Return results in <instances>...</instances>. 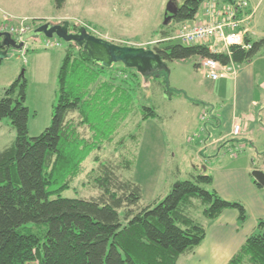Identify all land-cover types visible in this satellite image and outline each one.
Returning a JSON list of instances; mask_svg holds the SVG:
<instances>
[{"label":"trees","instance_id":"1","mask_svg":"<svg viewBox=\"0 0 264 264\" xmlns=\"http://www.w3.org/2000/svg\"><path fill=\"white\" fill-rule=\"evenodd\" d=\"M207 1L186 0L171 24L162 26L159 43L148 49L165 63L195 59L197 69L200 59L225 66L252 62L264 48V39L253 41L247 35L251 49L233 46L230 54H214L208 47L185 46L172 38L180 25L196 19ZM65 3L56 0L58 9ZM42 26L34 25L33 31ZM106 71L83 48L69 44L59 71L52 125L33 139L25 75L4 90L0 121L10 119L17 138L0 152V264H179L206 240L207 226L196 213L213 223L234 210L240 228L248 222L246 207L222 198L214 189V176L206 173L176 184L160 204L141 206L142 187L122 178L132 162L121 155L118 161L94 158L97 167L88 176L97 197H63L95 152L112 145L119 154L123 140L115 141L132 116L141 119L138 127L159 118L154 108L136 107L128 83L107 79ZM114 123V133L105 134ZM263 229L260 221L228 264H264Z\"/></svg>","mask_w":264,"mask_h":264},{"label":"rangeland","instance_id":"2","mask_svg":"<svg viewBox=\"0 0 264 264\" xmlns=\"http://www.w3.org/2000/svg\"><path fill=\"white\" fill-rule=\"evenodd\" d=\"M185 1L66 0L64 7L58 9L56 0H0V4L21 3L20 8L22 6L25 8L23 14L46 19L44 21L12 16L4 13L0 5V33L10 35L18 44L24 38L22 30H27L25 34L28 35L33 32L34 25L35 27L47 24L59 26L69 22L73 29L84 28L88 34L117 46L149 50V47L157 45L160 41V32L166 23L169 6L174 4L180 8ZM246 1L249 9V0ZM251 1L256 5L261 0ZM203 9L204 5L200 11L203 12ZM200 14L202 13L199 12L198 15ZM262 14L264 16V0L255 22ZM61 18L66 20H57ZM172 21L170 20L168 24ZM181 27L182 25L176 30ZM175 33L172 38L175 37ZM48 41L55 44L60 40L56 36L47 38L45 35H38L27 41L23 49H12L10 51L12 57L0 63V100L4 90L21 75L24 74L28 81L26 104L30 110L29 137L32 139L39 137L52 125L54 109L59 98V71L69 49V43L64 41L61 42V48H48ZM175 41L177 44L190 46L188 43ZM196 63L195 59L185 62H166V69L159 76L149 80L135 76L138 74L135 69H126L122 64H115L107 69L105 72L107 79L114 77V79L118 78L116 82L128 83L136 107L154 108L159 118L149 120L138 127L141 119L132 116L121 127L115 141L123 140L119 154L112 145H106L101 152H95L84 163V173L76 179L72 188L66 191L63 197L91 199L98 196L91 187L88 176L97 167L95 157H99L102 162L108 159L118 161L117 157L121 155L132 162L131 170L122 171L121 175L124 180L132 181L142 187L141 206L143 207L160 204L176 184L191 180L193 175L201 173L212 175L210 169L219 167L221 161L217 162V159L213 158L215 162L211 160L206 164L203 160H199L198 144L201 145L202 139L207 140L205 132L200 130L203 124L200 119L208 105L212 104L211 110L231 105V100L227 99H230L233 90L228 86L224 90L218 87L213 92L212 86L207 83L210 79L203 69L195 67ZM207 122L208 120L204 124ZM115 129L114 123L103 131L110 135ZM195 129L200 130L199 135L193 134ZM130 135H135L137 140L129 139ZM16 138L17 133L11 120L0 121V152L13 145ZM250 152L248 148L247 159L230 166H245L246 162L250 163ZM239 156L237 155L236 158L245 157V155ZM253 159L255 160L253 169L258 167L264 171L262 155L254 154ZM205 167L209 169L205 170ZM262 194L264 196V191ZM196 217L203 223L206 221L202 213H196Z\"/></svg>","mask_w":264,"mask_h":264},{"label":"crops","instance_id":"3","mask_svg":"<svg viewBox=\"0 0 264 264\" xmlns=\"http://www.w3.org/2000/svg\"><path fill=\"white\" fill-rule=\"evenodd\" d=\"M0 5L4 13L12 16L46 20L23 14L25 8L23 6L20 8L21 3ZM249 5L248 12H255L247 28L249 38L253 41L263 40V14L255 22L262 8V0L256 5L249 0ZM200 12L202 14L187 24L194 25L205 21L204 11ZM199 69H202L201 66ZM232 75L217 81L210 79L207 82L209 86H212L213 92L218 87L224 90L229 86L233 93L230 94V99H227L231 100V105L211 110V104L203 112L200 119L203 124L200 130L205 132L207 140L202 139L201 145L198 144L197 155L199 160H203L206 164L213 158L217 159V162L221 161L219 167L210 169L215 179L214 189L225 200L242 203L250 217L242 228L238 222V212L234 210L226 211L213 223L206 220L204 222L207 226L206 240L194 254L183 256L179 264H228L244 245L246 239L256 231L258 223L264 221V196L251 178L254 171L252 167L255 163L254 154L256 156L264 154V48L252 62L241 66L235 65ZM204 120L208 122L204 124ZM236 125L241 127L239 136L233 135V128ZM200 130L195 129L193 134L199 135ZM248 148L251 150L250 163L246 162L245 166L231 167L230 165L235 166L240 160L247 159ZM237 155H245V157L236 158ZM212 162L215 161L212 160ZM207 169L209 168L205 167V170Z\"/></svg>","mask_w":264,"mask_h":264},{"label":"built area","instance_id":"4","mask_svg":"<svg viewBox=\"0 0 264 264\" xmlns=\"http://www.w3.org/2000/svg\"><path fill=\"white\" fill-rule=\"evenodd\" d=\"M246 0H208L204 3V15L206 20L194 25L183 24L176 30L174 40L182 41L191 45L208 47L214 54L228 53L233 46L251 49L247 44L248 25L252 20L253 13L248 12ZM23 37L27 30L21 31ZM48 48L62 47L60 41L57 43L47 42ZM199 64L206 76L217 81L227 76H233L235 64L228 66L212 59H200ZM241 127L234 126L233 135L239 136Z\"/></svg>","mask_w":264,"mask_h":264},{"label":"water","instance_id":"5","mask_svg":"<svg viewBox=\"0 0 264 264\" xmlns=\"http://www.w3.org/2000/svg\"><path fill=\"white\" fill-rule=\"evenodd\" d=\"M177 9L174 4L169 6L167 15L170 14L172 18H167L165 25L176 16ZM69 28V22H65L63 27L55 26L54 28L47 24L24 36L23 41L18 44L12 40L10 35L0 33V62L12 57L10 54L12 49H23L27 41L38 35H45L47 38L56 35L66 43L80 42L81 48L87 52L90 59L107 69L115 64H122L126 69L137 70L146 80L159 76L166 69V63L152 50L120 47L88 34L84 28L80 30V38L73 35L68 36ZM251 175L264 190V172L254 170Z\"/></svg>","mask_w":264,"mask_h":264},{"label":"flooded vegetation","instance_id":"6","mask_svg":"<svg viewBox=\"0 0 264 264\" xmlns=\"http://www.w3.org/2000/svg\"><path fill=\"white\" fill-rule=\"evenodd\" d=\"M167 18H172V16L169 14V15H167ZM173 19H171V21H172ZM60 27H63V24L62 25H59ZM55 26H52L51 25V28H54ZM82 28H76V29H73L71 26H70V28H69V30H68V36H70V35H73V36H77V37H79L80 38V30H81ZM56 36V35H55ZM69 44H75V45H77L78 47H80L81 48V46H80V42H71V43H69Z\"/></svg>","mask_w":264,"mask_h":264}]
</instances>
